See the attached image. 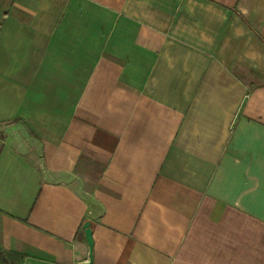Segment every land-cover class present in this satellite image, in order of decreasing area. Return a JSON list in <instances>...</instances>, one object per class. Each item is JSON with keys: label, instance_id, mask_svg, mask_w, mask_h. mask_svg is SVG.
Segmentation results:
<instances>
[{"label": "crops", "instance_id": "crops-1", "mask_svg": "<svg viewBox=\"0 0 264 264\" xmlns=\"http://www.w3.org/2000/svg\"><path fill=\"white\" fill-rule=\"evenodd\" d=\"M88 221L92 264H264V0H0V247Z\"/></svg>", "mask_w": 264, "mask_h": 264}, {"label": "water", "instance_id": "water-1", "mask_svg": "<svg viewBox=\"0 0 264 264\" xmlns=\"http://www.w3.org/2000/svg\"><path fill=\"white\" fill-rule=\"evenodd\" d=\"M83 231L85 233L86 240L89 245L90 253H89V261L85 264H92L93 261V248H94V239L92 235L91 223L88 221L83 226Z\"/></svg>", "mask_w": 264, "mask_h": 264}, {"label": "rangeland", "instance_id": "rangeland-1", "mask_svg": "<svg viewBox=\"0 0 264 264\" xmlns=\"http://www.w3.org/2000/svg\"><path fill=\"white\" fill-rule=\"evenodd\" d=\"M217 1V3H219L220 4V6H222L223 8H231L232 9V11H233V14H235V11H236V3H237V0H216ZM240 23H236L235 21H234V25H233V30H240V25H239ZM234 36H235V34H234ZM240 41V39H237V38H234V45L237 43V42H239Z\"/></svg>", "mask_w": 264, "mask_h": 264}, {"label": "trees", "instance_id": "trees-1", "mask_svg": "<svg viewBox=\"0 0 264 264\" xmlns=\"http://www.w3.org/2000/svg\"><path fill=\"white\" fill-rule=\"evenodd\" d=\"M5 257L13 258L15 260V264H21L22 259H23V257L20 255L10 254V253L4 252L0 247V264H4L3 259Z\"/></svg>", "mask_w": 264, "mask_h": 264}]
</instances>
